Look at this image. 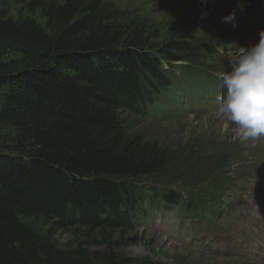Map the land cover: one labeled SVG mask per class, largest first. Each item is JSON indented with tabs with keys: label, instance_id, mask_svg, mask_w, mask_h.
I'll return each mask as SVG.
<instances>
[{
	"label": "trees",
	"instance_id": "obj_1",
	"mask_svg": "<svg viewBox=\"0 0 264 264\" xmlns=\"http://www.w3.org/2000/svg\"><path fill=\"white\" fill-rule=\"evenodd\" d=\"M17 2L39 9L43 23L0 13V264H155L91 245L127 244L140 223L169 212L180 225L219 227L209 195L216 186L185 195L181 188L195 185L187 177L155 184L183 163L132 134L124 117L172 118L213 102L219 81L173 67L199 62L204 48L186 36L161 39L157 27L104 0ZM197 154L238 166L229 145ZM28 221L72 230L74 242L58 246Z\"/></svg>",
	"mask_w": 264,
	"mask_h": 264
},
{
	"label": "rangeland",
	"instance_id": "obj_2",
	"mask_svg": "<svg viewBox=\"0 0 264 264\" xmlns=\"http://www.w3.org/2000/svg\"><path fill=\"white\" fill-rule=\"evenodd\" d=\"M104 1L145 19L153 28L159 29L161 39L186 36L201 45L205 50L203 59L196 63L179 62L173 67L176 71L185 67L187 71L206 72L207 76L219 82L221 72L228 70L231 55L236 54L240 47L257 43L259 32L264 30V0ZM233 10L236 13L235 28L231 22H223V18ZM0 13L14 19L24 17L43 23L39 9L31 11L17 0H0ZM15 58V55L7 57L8 60ZM213 93L220 95L222 91L215 89ZM205 105L200 101L201 109L198 111L190 112L185 107L172 118L144 117L129 112L124 117L132 134L166 146L183 163L177 171H169L155 178V184L168 187L174 184L172 181L177 176L187 177L195 185L181 188L185 195L207 191L210 185L216 186L209 195L216 197L214 205L217 214L212 213V223L219 224V227L194 223L181 227L176 225L173 215L167 221L158 217L153 225L140 223L131 233L127 244L96 242L91 243V249L124 254L155 264H260L253 253L264 234V224L256 219L259 217L264 221V203L262 208L257 209L255 204L256 197L260 196L264 201V138L255 142H240L235 138L233 126L217 111L218 106ZM207 144L220 149L229 145L233 154L228 161L235 160L238 166L230 169L222 167L226 159L220 156L201 161L198 149ZM185 159H189V162H184ZM221 179L224 187L217 183ZM224 195L236 200L226 205L223 213H220L222 204L219 200ZM237 198L242 202H238ZM28 225L41 235L50 233L58 246L66 247L74 242L72 230H52L31 221H28ZM229 233L232 235L231 241L204 246L206 240Z\"/></svg>",
	"mask_w": 264,
	"mask_h": 264
},
{
	"label": "clouds",
	"instance_id": "obj_3",
	"mask_svg": "<svg viewBox=\"0 0 264 264\" xmlns=\"http://www.w3.org/2000/svg\"><path fill=\"white\" fill-rule=\"evenodd\" d=\"M223 22L235 28V10ZM219 79L222 93L217 96V111L233 126L235 138L240 142L264 138V30L257 43L231 55L228 70Z\"/></svg>",
	"mask_w": 264,
	"mask_h": 264
}]
</instances>
